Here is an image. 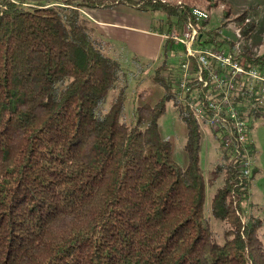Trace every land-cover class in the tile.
Returning <instances> with one entry per match:
<instances>
[{
	"label": "trees",
	"instance_id": "trees-1",
	"mask_svg": "<svg viewBox=\"0 0 264 264\" xmlns=\"http://www.w3.org/2000/svg\"><path fill=\"white\" fill-rule=\"evenodd\" d=\"M115 4L163 11L162 34L181 32L194 8L187 0H0V264H264V219L245 207L251 176H238L224 147L216 164L224 183L210 203L228 225L222 241L207 220L200 128L177 87L184 46L166 37L156 67L130 72L85 11ZM205 22L201 43L228 45L264 71V55L239 53ZM143 74L164 92L154 102L148 88L136 93L143 102L133 97L129 117L130 82ZM257 92L239 81L234 100L247 117L264 116ZM169 100L187 124L186 166L160 133Z\"/></svg>",
	"mask_w": 264,
	"mask_h": 264
},
{
	"label": "rangeland",
	"instance_id": "rangeland-1",
	"mask_svg": "<svg viewBox=\"0 0 264 264\" xmlns=\"http://www.w3.org/2000/svg\"><path fill=\"white\" fill-rule=\"evenodd\" d=\"M163 1L166 3L180 2V0ZM187 1L194 8L207 12L206 22L203 21L205 22L204 29L218 28L219 31L221 30L222 36L231 42L239 53L248 50L253 56L264 55V0ZM85 11L94 20L103 18L107 22L112 21L139 28L138 31H129L116 25L113 28L108 25L100 27L98 22L93 20L100 33L101 31L106 32L104 34L110 42L108 52L111 56L118 58L126 69L132 70L130 72L136 71L139 64L143 65L149 61H154L152 68L159 64L163 42H159V37L155 32H158V35L161 34L157 28L161 25L160 19L166 16L163 11H145L136 7L116 4L112 7L85 8ZM245 30H247V35L243 34ZM162 35L164 40L165 36ZM206 45L216 47L213 43ZM222 48L227 50L228 45H223ZM175 62L178 63V60ZM147 71L148 69L145 72ZM145 75L143 74L141 81L131 80L130 82V97L126 109L129 117L132 115L133 97L138 104L143 102L136 93L148 88L149 98L154 102L164 92L160 84L154 83L150 76ZM196 120L201 133L200 164L207 180L206 216L216 238L222 241L228 225L213 218L210 208L211 198L215 190L223 185L225 178L224 171H216V164L223 147L221 134L218 131L214 133L215 129L212 125H208L198 118ZM247 121H249V125H247L248 139L252 144L251 173L248 175V177L251 176L250 194L245 202V207L248 212L264 219V116L247 117ZM158 122L160 133L171 142L174 160L179 165L186 166L188 156L185 151V143L188 128L180 118L177 106L172 100L167 102L166 110L159 117ZM260 236L264 243V227L260 230Z\"/></svg>",
	"mask_w": 264,
	"mask_h": 264
},
{
	"label": "built area",
	"instance_id": "built-area-1",
	"mask_svg": "<svg viewBox=\"0 0 264 264\" xmlns=\"http://www.w3.org/2000/svg\"><path fill=\"white\" fill-rule=\"evenodd\" d=\"M202 21V12L192 9V17L181 32L164 34L185 48L186 60L181 64L177 82L179 97L196 118L220 132L223 147L231 151L237 164L238 176L246 177L251 173L249 121L234 98L239 81L247 78L257 84V102L264 103V71L243 54H231L201 43Z\"/></svg>",
	"mask_w": 264,
	"mask_h": 264
},
{
	"label": "crops",
	"instance_id": "crops-1",
	"mask_svg": "<svg viewBox=\"0 0 264 264\" xmlns=\"http://www.w3.org/2000/svg\"><path fill=\"white\" fill-rule=\"evenodd\" d=\"M126 7V6H125ZM127 8H130V7H127ZM96 20H94V21H97L98 22V24H99V26L100 27H102V26H105V25H108V26H111L112 28L116 25V26H121V27H123V28H126L127 30H129V31H134V30H136V31H138L139 30V28H137V27H135V26H132V25H126V24H118L117 22H107L106 20H104L103 18H95ZM108 26H106V27H108ZM115 26V27H116ZM149 31V30H148ZM155 32V31H154ZM101 33L102 34H104V33H106V32H102L101 31ZM156 34H157V37H159V42L161 43V42H163V39H162V33L161 34H159L158 35V32H155ZM105 35V34H104ZM154 54V53H153ZM155 55V54H154Z\"/></svg>",
	"mask_w": 264,
	"mask_h": 264
},
{
	"label": "bare ground",
	"instance_id": "bare-ground-1",
	"mask_svg": "<svg viewBox=\"0 0 264 264\" xmlns=\"http://www.w3.org/2000/svg\"><path fill=\"white\" fill-rule=\"evenodd\" d=\"M193 9H195V10H197V11H200V12H202V15H203V20H206V19H207V17H208V14H207V12H206V11H204V10H202V9H198V8H193ZM208 125H210V124H208Z\"/></svg>",
	"mask_w": 264,
	"mask_h": 264
}]
</instances>
